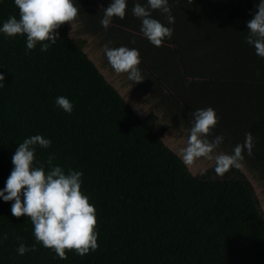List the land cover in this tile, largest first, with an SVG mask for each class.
Instances as JSON below:
<instances>
[{
  "label": "trees",
  "instance_id": "obj_1",
  "mask_svg": "<svg viewBox=\"0 0 264 264\" xmlns=\"http://www.w3.org/2000/svg\"><path fill=\"white\" fill-rule=\"evenodd\" d=\"M109 2L75 0L82 34L96 37L94 48L145 45L156 65L174 64L169 68L187 95L176 99L182 115L209 106L225 112L212 133L224 136L219 148L231 152L251 132L252 155L244 150L240 167L222 176L214 165L195 175L164 141L168 126L154 129L159 115L134 111L68 22L45 52L39 43L26 50L24 35L0 33V188L18 143L42 134L51 144L36 146L35 160L47 168L52 154L53 164L83 173L81 190L95 207L98 233L95 251L66 249L61 259L35 240L30 218L13 216L12 202L0 199V236H8L0 242V264H264V211L241 167L264 180V58L245 40L258 0H169L175 20L160 46L133 34L140 30L131 12L136 0H127L125 17H114L105 30L100 19ZM18 13L13 0H0V23ZM152 16L167 24L159 10ZM59 95L72 102L71 114L55 105ZM21 242L35 250L17 254Z\"/></svg>",
  "mask_w": 264,
  "mask_h": 264
},
{
  "label": "clouds",
  "instance_id": "obj_2",
  "mask_svg": "<svg viewBox=\"0 0 264 264\" xmlns=\"http://www.w3.org/2000/svg\"><path fill=\"white\" fill-rule=\"evenodd\" d=\"M13 3L19 10L18 17L9 16L0 23V33L5 37L24 35L26 50L34 49L39 43L40 51H47L59 37L56 30L65 22L71 23L78 14L75 0H13ZM126 8L127 0H110L103 8L101 26L107 30L114 17L123 19ZM255 8L252 18L247 21L245 40L259 57L264 58V0H258ZM154 10L166 16L167 24L152 16ZM131 12L140 20L142 35L154 46H160L171 36L169 25L174 23L175 17L171 13L169 0H144V3L136 0ZM104 53L115 73L126 74L134 84L144 80L139 67L141 60L138 49L105 44ZM2 79L4 76L0 75ZM54 102L69 114L73 111V104L66 96L59 95ZM217 123L216 110L211 106L191 112L186 144L180 156L185 166L204 157L214 161V172L222 176L230 168L240 167L244 150L252 155L251 132H246L243 143L234 145L230 153L215 151L224 140L222 134L212 135ZM50 144L51 140L39 133L18 143L11 157V172L4 187L0 188V199L12 202L10 211L13 216L30 218L35 240L56 256L66 258V249L83 256L98 247L96 210L81 190V171L71 168L65 171L59 164H53L52 154L46 161L47 168L35 160L36 146L48 148ZM7 238V233H4L0 236V242ZM33 250L35 245L29 247L23 242L16 248L19 255Z\"/></svg>",
  "mask_w": 264,
  "mask_h": 264
},
{
  "label": "rangeland",
  "instance_id": "obj_3",
  "mask_svg": "<svg viewBox=\"0 0 264 264\" xmlns=\"http://www.w3.org/2000/svg\"><path fill=\"white\" fill-rule=\"evenodd\" d=\"M68 23L74 37L87 40L86 50L93 60H96L98 64L107 60L104 50L99 54L98 50L94 48L95 44L98 43L95 42L96 37H92L89 34H82L83 26L77 18H75L71 23ZM97 39L100 42V38L98 37ZM108 68L111 72L110 76H108L110 83L117 87L119 92L127 99L129 104L132 105L134 111L139 116H144L151 111L156 112L160 117L159 122L154 127L157 131L169 124V127L163 132L165 141L181 156V149L185 146L187 140L186 126L183 127L182 123L179 124L175 122V120L169 115L168 111L165 110V107L157 106V103L152 98L150 89L146 88V83L139 82L134 84L127 79L126 74L115 73L111 65L108 66ZM115 75L117 77H115ZM170 119H172V122ZM212 165H214V161L201 157L196 159L191 165H189V167L195 175H201ZM243 169H245L246 174L251 181H253L261 200V207L264 211V181L259 178L256 171L251 172L250 169Z\"/></svg>",
  "mask_w": 264,
  "mask_h": 264
},
{
  "label": "crops",
  "instance_id": "obj_4",
  "mask_svg": "<svg viewBox=\"0 0 264 264\" xmlns=\"http://www.w3.org/2000/svg\"><path fill=\"white\" fill-rule=\"evenodd\" d=\"M114 33H115V35L119 34L121 36L123 34L120 31L114 32ZM133 34H136L137 38H138V37H140L141 33H140V30H137ZM89 35H90V33H89ZM125 35H126V37L127 36L129 37L130 34H128V30L126 31ZM100 44H101V42H100ZM137 46L139 48V52L145 54V59H143V60L140 59L142 64L139 65V67L141 68V71H142V75L144 77V80L141 82L147 84L146 88L150 89V91L152 93L151 94L152 98L157 103V106L158 107H161V106L165 107V110L168 111L169 115L175 120V122H177L179 124L182 123L183 127L186 126V131H187V129L190 127V115L191 114L184 117L182 115L183 111L181 110V106L180 105L178 106L176 104L177 103L176 99H180V98H178L179 92L181 94L180 97L182 99H184L187 95H186V92L184 95L183 90L178 86L177 76L174 74V72L171 70V68H169V67H172L174 64L169 65L167 68H161L160 65L155 64V63L158 64V60L153 59V58L148 59V54H147V51L145 49V47H146L145 45H137ZM100 50L101 51L104 50V45H102V48ZM101 51H98L99 54ZM94 61L101 68V70L104 72L105 76L108 78V76H110V74H111V72L109 71V68H108V66H110V64L108 63V60L101 62L100 64H98L96 60H94ZM145 64L150 68L145 66ZM157 67H160V68L158 69ZM115 77H117V76L115 75ZM172 77L175 78L174 81L171 80ZM163 83H167L169 85L168 91L162 89V86L160 84H163ZM151 112H153V111H151ZM216 113L218 116V122H219V116L220 115L226 116L225 112H222L221 114H219V112H216ZM159 120H160V117H159ZM170 120L172 122V119H170ZM168 127H169V124H168ZM164 141H165V137H164ZM169 146L171 147V145H169ZM171 148L173 149V147H171ZM215 151L226 152V151L222 150V148H218ZM228 152L230 153V151H228ZM241 165H242L241 166L242 168H247L244 164L241 163ZM247 169H249V168H247ZM243 170L245 171V169H243ZM250 170H251V172H253L252 169H250Z\"/></svg>",
  "mask_w": 264,
  "mask_h": 264
}]
</instances>
